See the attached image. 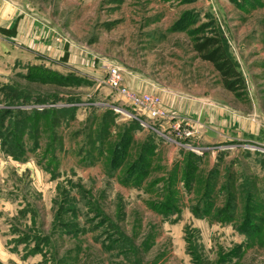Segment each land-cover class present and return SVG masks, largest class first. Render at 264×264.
<instances>
[{"label":"rangeland","instance_id":"1","mask_svg":"<svg viewBox=\"0 0 264 264\" xmlns=\"http://www.w3.org/2000/svg\"><path fill=\"white\" fill-rule=\"evenodd\" d=\"M7 2L42 23L0 33V264H264V0ZM109 64L169 116L127 104Z\"/></svg>","mask_w":264,"mask_h":264},{"label":"trees","instance_id":"2","mask_svg":"<svg viewBox=\"0 0 264 264\" xmlns=\"http://www.w3.org/2000/svg\"><path fill=\"white\" fill-rule=\"evenodd\" d=\"M192 47L201 60L212 64L225 89L236 94L244 89V78L230 57L225 40L218 32L211 35L200 32L194 36Z\"/></svg>","mask_w":264,"mask_h":264},{"label":"built area","instance_id":"3","mask_svg":"<svg viewBox=\"0 0 264 264\" xmlns=\"http://www.w3.org/2000/svg\"><path fill=\"white\" fill-rule=\"evenodd\" d=\"M106 83L127 104L139 109L150 118H166L169 113L162 107L161 96L156 92H135L124 83L123 68L118 64L106 66Z\"/></svg>","mask_w":264,"mask_h":264},{"label":"crops","instance_id":"4","mask_svg":"<svg viewBox=\"0 0 264 264\" xmlns=\"http://www.w3.org/2000/svg\"><path fill=\"white\" fill-rule=\"evenodd\" d=\"M13 3L7 2L8 6L10 7L9 13L5 14L6 16L4 17V19L1 18L2 16H0V23L4 24V25L0 24V33L6 37H8L9 34H11V36L15 35L17 38H20L21 40H25L27 38H30V39L34 38L35 39V33H37V35H39V31H40V26H39V23L41 22L40 21V18H41L40 15L38 13H35L33 8L29 9V7H28V9L27 10L25 9L24 12L20 11V12L16 13V16L21 15V14H23V15L21 16V18H19L17 20V24L15 26L16 16L14 17L15 10L13 7L14 6ZM216 4H217V2H216ZM135 83H133L132 81L131 82L128 81V85L131 88H134V89L139 88L140 89L141 87H146V85L142 82L136 81Z\"/></svg>","mask_w":264,"mask_h":264}]
</instances>
